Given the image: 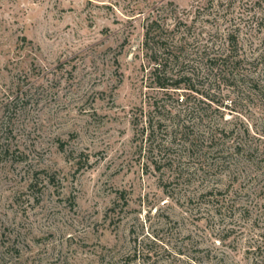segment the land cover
<instances>
[{"label": "rangeland", "instance_id": "374dc122", "mask_svg": "<svg viewBox=\"0 0 264 264\" xmlns=\"http://www.w3.org/2000/svg\"><path fill=\"white\" fill-rule=\"evenodd\" d=\"M207 1L0 0V264H214L205 249L234 255L204 234L189 203L202 189L196 156L157 152L178 96L156 86L143 53L153 11L193 20ZM254 14L238 43L253 65L229 82L197 78L203 102L185 120L193 135L218 125L225 148L243 150L229 159L239 179L224 172L218 188L240 192L253 221L263 220L264 170L244 159L264 151V0L234 1L238 21ZM149 119L160 124L154 135L144 131Z\"/></svg>", "mask_w": 264, "mask_h": 264}, {"label": "trees", "instance_id": "16d2710c", "mask_svg": "<svg viewBox=\"0 0 264 264\" xmlns=\"http://www.w3.org/2000/svg\"><path fill=\"white\" fill-rule=\"evenodd\" d=\"M234 1L208 0L206 7H199L197 12L195 11L193 20L184 19L167 7L156 9L149 15L144 27L143 53L153 65L151 76L156 86L164 91H172L178 96L175 102L179 108L174 107L175 113L170 110L171 132L165 133L170 139L166 143L167 147L162 145L164 140L161 139L156 147L157 152L165 153L174 149L182 158L186 154L193 159L196 156L195 170L202 189L198 191L200 193L197 197L195 195L188 198L189 203L195 206L192 210L206 223L204 234L219 239V245L228 248L235 255L205 249L206 258L210 262L215 261L214 264H264V214L263 220L259 216V219L253 221V210L237 199L241 196L240 192L232 198L227 197L226 193L218 188L219 178L224 172L229 173V181L232 183L239 179L235 170L240 168V163H232L229 159L236 157L238 160L239 157H244L243 150L237 146L232 151L226 149L223 142L226 133L218 125L209 123L200 134L193 135L189 125L185 124L187 117L197 110V103L203 102L201 99L196 100L194 95H204L196 89L194 81L197 78L229 82L230 79H241L244 76L241 70L243 66L253 65V62L238 54V43L243 27L250 23L256 24V15L246 20L242 15L238 21L231 15ZM199 22L201 26H198ZM220 22L225 23L223 30L217 26ZM204 24H212L217 28L215 32L204 33ZM198 43L207 44L195 46ZM216 43L227 45L216 47ZM251 80L254 81L255 77ZM181 89L186 93L182 97L177 94ZM158 127L160 124L155 126L149 119L144 131L145 128L149 129L154 135ZM7 151L1 149L2 153ZM244 160L253 168L257 166L264 170V151L258 159ZM242 164L241 161V166ZM155 166L160 170V164L156 162ZM175 175L177 178L181 176L178 170ZM261 207L264 209V206ZM138 250L135 249L133 257L138 256ZM141 252L145 254V250ZM239 254L242 259L236 261Z\"/></svg>", "mask_w": 264, "mask_h": 264}]
</instances>
